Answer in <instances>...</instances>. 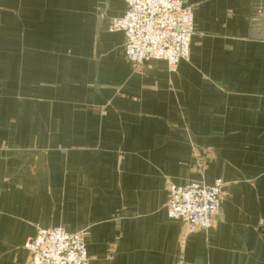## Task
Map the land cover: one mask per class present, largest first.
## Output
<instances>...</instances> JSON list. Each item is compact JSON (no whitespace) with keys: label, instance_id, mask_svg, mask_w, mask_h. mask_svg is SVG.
<instances>
[{"label":"crops","instance_id":"obj_1","mask_svg":"<svg viewBox=\"0 0 264 264\" xmlns=\"http://www.w3.org/2000/svg\"><path fill=\"white\" fill-rule=\"evenodd\" d=\"M182 2L170 74L106 30L123 0H0V264L55 226L86 234L89 264H264V29L250 0ZM216 179L219 214L185 236L169 185Z\"/></svg>","mask_w":264,"mask_h":264},{"label":"built area","instance_id":"obj_2","mask_svg":"<svg viewBox=\"0 0 264 264\" xmlns=\"http://www.w3.org/2000/svg\"><path fill=\"white\" fill-rule=\"evenodd\" d=\"M126 11L121 17L107 20L108 32L124 36L123 51L133 66L162 61L173 74L178 64L189 57L193 29V13L182 0H123ZM101 20H106L103 13ZM249 21L264 29V0H250ZM222 179L211 184L190 181L171 184L165 212L168 219L184 226V235L211 228L219 214ZM86 234L70 233L60 226L38 229L24 247L28 264H89Z\"/></svg>","mask_w":264,"mask_h":264}]
</instances>
